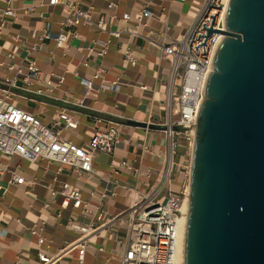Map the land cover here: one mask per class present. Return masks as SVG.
Segmentation results:
<instances>
[{
    "label": "crops",
    "instance_id": "0c3cea01",
    "mask_svg": "<svg viewBox=\"0 0 264 264\" xmlns=\"http://www.w3.org/2000/svg\"><path fill=\"white\" fill-rule=\"evenodd\" d=\"M78 1L91 8L93 21L106 17L108 30L120 31L121 37L103 33L94 25H80L78 38L59 49L54 38L64 18L62 5L49 6V0H0V81L34 61L42 82L28 86L19 80L12 89L17 106L45 124L67 110L79 123L77 129L64 130L61 136L81 146L89 144L97 128L106 129L108 122L115 121L119 142L113 154H97L93 173L83 178L68 168L58 173V166L46 161L31 164L0 156V167L17 168L26 180L23 185H8L9 173L0 174V234L6 231L0 235V264H40V253L58 255L54 264H80L81 234L70 228L72 222L93 229L100 226L87 237L82 264H120L126 229L108 221L127 212L142 193L161 187L160 197L166 198L189 183L190 171L182 169L184 157L191 153L185 141L178 139L177 152L182 154L171 175L164 178L162 157L167 146L162 131L129 123H163L170 63L160 47L181 39L207 0ZM109 3L114 4L113 10ZM6 9H12L15 16L3 15ZM145 10L153 16L138 25ZM125 13L131 16L128 23L121 20ZM47 26L53 38L42 44L39 36ZM108 41L106 53L99 56ZM127 47L134 51L135 65L125 60ZM58 77L64 78L62 85L50 89L44 85L48 80L57 85ZM85 79L92 81L89 91L81 83ZM66 184L81 192L83 203L78 209L72 204L63 207L64 198L53 194ZM101 210L105 220L99 222Z\"/></svg>",
    "mask_w": 264,
    "mask_h": 264
},
{
    "label": "built area",
    "instance_id": "2783aa9c",
    "mask_svg": "<svg viewBox=\"0 0 264 264\" xmlns=\"http://www.w3.org/2000/svg\"><path fill=\"white\" fill-rule=\"evenodd\" d=\"M178 1L185 2V0ZM229 1L207 0L194 22L190 23L184 35L181 36L182 38L160 47L163 58L170 63L166 97L162 107L165 117L160 124L164 128L162 133L167 146V151L162 157L166 168L164 178L171 175L175 166V156L179 148L178 139L183 138L192 149L197 115L205 99L206 82L212 73L217 49L223 40V35L213 34L206 40L205 53H203V46L199 45L204 42L205 37L198 39V35L206 36L205 29L211 27L213 19L211 16H215L212 28L219 31L225 30ZM56 5L64 7L61 30L54 38L55 45L59 49L67 47L70 40L78 38L76 28L80 25H94L103 33L108 31L113 37H121L120 31L108 30L106 17L93 21L91 8L84 6L78 0H49V6ZM114 7V4L109 3V9L113 10ZM3 15L15 16V13L12 9H6ZM152 16L151 12L143 11L137 19L138 25ZM121 20L123 23H128L131 16L125 13ZM204 24L205 29H203ZM52 38L53 34L47 26L39 36V41L43 44ZM108 45L109 41L104 44L102 51L98 53L99 56H104ZM197 46H199L198 50L195 49ZM123 54L127 62L136 64V57L131 47H127ZM41 78L39 67L30 60L25 69L20 67L15 76L5 77L0 81L2 85L0 87V156L8 160L20 158L31 164L46 161L57 165L58 173L68 168L78 177L90 176L93 173L94 159L97 154H113L119 142V124L110 121L106 129L97 128L87 146L76 145L67 140L61 136V133L64 130L77 129L79 123L67 110H62L54 122L45 124L36 115L17 106L13 101L12 89L17 87L19 80L22 79L29 86L31 83L42 82ZM63 82L64 78L58 77L57 85L52 80L45 81L44 85L50 89L62 85ZM81 83L88 91L92 88L91 80L85 79ZM36 92L40 94L42 90ZM4 173H9L8 185L26 183L17 168L12 169L9 165H1L0 174ZM53 194L64 198L63 207L72 204L78 209L83 203L80 190L67 184L63 185L60 191H53ZM160 195L161 187L151 193H142L127 212L114 216L108 221L110 225L126 229L125 250L120 264H177L179 262L176 234L179 221L184 217L181 211L188 200L189 193L186 189L179 193L169 192L166 198ZM104 214L105 212L101 210L99 222L105 220ZM70 226L81 234L78 246L79 262L82 264L87 237L95 233L100 226L93 229L78 226L73 222ZM5 234L6 231H2L0 235ZM43 242L42 238L38 241L39 245ZM38 258L40 264H54L58 260V255L49 257L45 253H40Z\"/></svg>",
    "mask_w": 264,
    "mask_h": 264
},
{
    "label": "water",
    "instance_id": "95a60500",
    "mask_svg": "<svg viewBox=\"0 0 264 264\" xmlns=\"http://www.w3.org/2000/svg\"><path fill=\"white\" fill-rule=\"evenodd\" d=\"M214 17L198 35L203 53L223 40L191 149L184 264H264V0H230L224 31Z\"/></svg>",
    "mask_w": 264,
    "mask_h": 264
},
{
    "label": "bare ground",
    "instance_id": "6f19581e",
    "mask_svg": "<svg viewBox=\"0 0 264 264\" xmlns=\"http://www.w3.org/2000/svg\"><path fill=\"white\" fill-rule=\"evenodd\" d=\"M188 204L189 201L184 203L182 207V219L179 221L178 230L176 234L177 246L178 247V263L177 264H184V240H185V232H186V223H187V213H188Z\"/></svg>",
    "mask_w": 264,
    "mask_h": 264
},
{
    "label": "rangeland",
    "instance_id": "374dc122",
    "mask_svg": "<svg viewBox=\"0 0 264 264\" xmlns=\"http://www.w3.org/2000/svg\"><path fill=\"white\" fill-rule=\"evenodd\" d=\"M182 140L185 141L183 138H182ZM186 142H187V141H185L184 143H185L186 145H188ZM188 152H189V149H188ZM183 153H184V152H183ZM180 154H182V152L178 151V152H177V155L175 156V162L177 161V159H178V157H179ZM188 154H189V153H188ZM184 156H185V155H184ZM190 161H191V153H190L189 156L184 157V160H183V168H182L184 171H187V172L190 171ZM184 186H185V187H183V188L180 190V192H181V191H185V190L187 189V191H188V193H189V183H188V184L186 183Z\"/></svg>",
    "mask_w": 264,
    "mask_h": 264
}]
</instances>
